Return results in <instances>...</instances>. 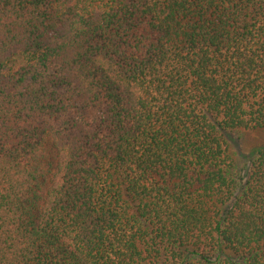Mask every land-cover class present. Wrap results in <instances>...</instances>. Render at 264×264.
<instances>
[{
	"label": "trees",
	"instance_id": "1",
	"mask_svg": "<svg viewBox=\"0 0 264 264\" xmlns=\"http://www.w3.org/2000/svg\"><path fill=\"white\" fill-rule=\"evenodd\" d=\"M264 0H0V264H264Z\"/></svg>",
	"mask_w": 264,
	"mask_h": 264
},
{
	"label": "rangeland",
	"instance_id": "2",
	"mask_svg": "<svg viewBox=\"0 0 264 264\" xmlns=\"http://www.w3.org/2000/svg\"><path fill=\"white\" fill-rule=\"evenodd\" d=\"M229 138L240 164L244 166L245 171H248L255 150L264 146V129L256 131L241 130L229 134Z\"/></svg>",
	"mask_w": 264,
	"mask_h": 264
}]
</instances>
